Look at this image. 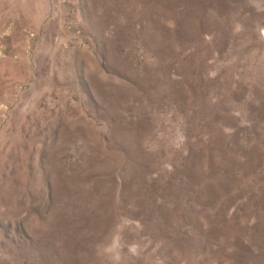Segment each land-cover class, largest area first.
<instances>
[{"label":"rangeland","instance_id":"374dc122","mask_svg":"<svg viewBox=\"0 0 264 264\" xmlns=\"http://www.w3.org/2000/svg\"><path fill=\"white\" fill-rule=\"evenodd\" d=\"M0 264H264V0H0Z\"/></svg>","mask_w":264,"mask_h":264}]
</instances>
